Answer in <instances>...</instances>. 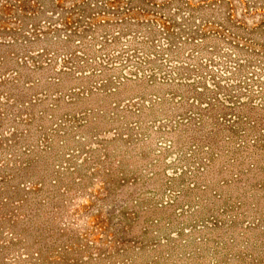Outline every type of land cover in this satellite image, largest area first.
<instances>
[{
    "label": "rangeland",
    "instance_id": "374dc122",
    "mask_svg": "<svg viewBox=\"0 0 264 264\" xmlns=\"http://www.w3.org/2000/svg\"><path fill=\"white\" fill-rule=\"evenodd\" d=\"M0 264H264V0H0Z\"/></svg>",
    "mask_w": 264,
    "mask_h": 264
}]
</instances>
